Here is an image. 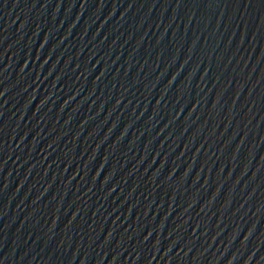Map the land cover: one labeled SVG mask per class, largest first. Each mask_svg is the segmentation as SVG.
Returning <instances> with one entry per match:
<instances>
[{"label": "water", "instance_id": "obj_1", "mask_svg": "<svg viewBox=\"0 0 264 264\" xmlns=\"http://www.w3.org/2000/svg\"><path fill=\"white\" fill-rule=\"evenodd\" d=\"M0 264H264V0H0Z\"/></svg>", "mask_w": 264, "mask_h": 264}]
</instances>
